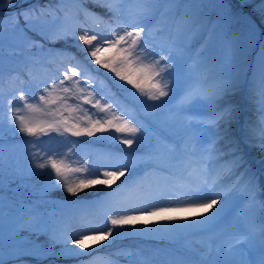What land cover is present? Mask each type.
<instances>
[{"label": "snow or ice", "instance_id": "6c2138e0", "mask_svg": "<svg viewBox=\"0 0 264 264\" xmlns=\"http://www.w3.org/2000/svg\"><path fill=\"white\" fill-rule=\"evenodd\" d=\"M7 2L14 5L15 0ZM84 2L57 0L61 6H75V10L71 7H34L9 19L13 31H22L20 17H23L24 27L29 31H36L45 24H54L53 42L62 40L82 49L87 54V60L110 70L119 80L135 88L139 93L136 98L152 114H159L167 103L162 98H171L170 94L177 91L182 94L174 114L161 121L160 127L153 132L156 146L143 155L110 154V163L95 167H89L87 163L75 166L68 159V153L76 147L73 144L63 155L56 152L43 156L33 154L35 169H50V179L54 173L51 186L63 187L73 196L96 185L110 186L120 177H125V180L118 185V190L143 191L150 186L153 175L145 169L154 167L161 152L165 151L170 160H176L190 169L189 175L194 178L195 187L186 185L187 191L181 193L185 199L176 197L173 200L172 191L154 188L134 198L106 202L111 203L108 211L112 215L105 213L99 227H85L71 235L66 230L52 227L41 216H21L6 234L5 208H10L11 204L6 205L4 197L0 195V264H6V254L15 260H22L24 255L35 258L53 253L55 245L62 246L61 256H72L80 250L90 254L99 251L97 245L104 247V241L111 243L122 233L154 231L136 229L134 226L137 222L155 223L157 230L213 232L230 215L231 223L223 230L227 236L224 244L217 246L214 240L209 239L202 242L206 251L200 252L197 258H180L173 264H264V184L251 169L240 142L230 131L231 125L239 120V108L230 97L239 90L240 73L233 74L230 69L234 56H227L220 71L213 74L211 87H206L207 76L201 71L202 62L199 59L202 52L197 53L196 58L191 55L189 34L197 42L202 38V30L194 28L192 18L200 7V0H92L106 9L108 19L84 8ZM3 4L4 0H0V6ZM221 6L227 8L226 4ZM3 25L4 18L0 17V144L7 135H15L17 131L38 139L52 132L60 136L70 133L77 137H92L97 132H109L110 129L120 133V142L130 148L134 141H142L147 129L142 132L143 125L138 127L140 121L135 117L126 118L131 113L121 115L119 112L124 110L119 106L114 108L112 103L103 102L104 95L96 98L97 92L89 88L94 78L88 68L77 60L75 54L64 49L49 51L43 58L49 67L57 65L58 76L42 81L32 78L38 99L26 92L31 85L17 74L10 76L9 80L13 85L18 82L19 87L13 89L15 94L9 93L5 102L2 86ZM188 60H193V63L188 64ZM258 66L261 80L259 95L264 110V48L258 57ZM60 68H63L62 72ZM40 84L45 86L40 88ZM143 97L147 101L160 103L149 105L141 99ZM17 101L20 102L19 106ZM85 105H91L93 110L90 111ZM197 106L203 109L199 117L184 115ZM5 109L10 127L5 126ZM177 124L186 136L183 151L179 150V146L169 148L164 142V131ZM209 134L210 145L199 148L200 158L197 160L196 146L208 143ZM259 139L261 143L258 146L264 151V127L260 130ZM28 143L32 144V141ZM149 143H152L151 138ZM261 163L264 164V161ZM3 172V164L0 163V190L4 186ZM27 172L35 174L31 166ZM24 174L22 170L17 175L22 179ZM218 203L221 206L215 207L211 215L200 213L203 217L201 220L173 215L187 208L213 209ZM257 210L259 230L242 226L255 219ZM178 219L188 222L179 225L159 223ZM179 235L182 237L183 233ZM40 236H46L51 247L45 248L39 242ZM69 244L76 247H69ZM256 247L259 248V259L252 258V251ZM117 255L131 256L132 253L121 250ZM107 264H114L112 257L107 258Z\"/></svg>", "mask_w": 264, "mask_h": 264}, {"label": "rangeland", "instance_id": "374dc122", "mask_svg": "<svg viewBox=\"0 0 264 264\" xmlns=\"http://www.w3.org/2000/svg\"><path fill=\"white\" fill-rule=\"evenodd\" d=\"M6 2L7 0H4V3ZM225 4L227 8L221 6ZM48 6L52 8L71 7L75 10V6H61L57 3V0H34L30 4L23 5L16 10L0 14V17L4 18L2 86L5 92V102L9 93L15 94L13 89L19 87L18 82L13 85L9 80L10 76L17 74L21 80L28 81L31 85L30 88L26 89V92L38 99L32 78L35 77L36 80L42 81L48 77L58 76L60 73L57 72V65L54 64L49 67L47 61L43 58L49 51L64 49L75 54L77 60L88 68L94 78L89 88L97 92L96 98L104 95L105 100L103 102L112 103L114 108L119 106V109L124 110L119 112L121 115L126 112L131 113V116L126 118L135 117L140 121L137 126L141 127L143 125L142 132H144V129H147V132L143 135L142 141L140 143L134 141L131 148L120 142L119 137L121 134L115 133L114 129H110L109 132H97L92 137L86 135L77 137L70 133L60 136L52 132L37 139L18 131L15 135H7V138L0 144V163L3 164L4 169V186L0 190V195L4 197L6 205L11 204L10 208H5L4 227L6 234L21 216H41L49 225L59 230H66L69 235L79 232L85 227H99L104 221L105 213L108 215L113 214L108 211L109 203L106 202L112 199V196L121 193L118 190V185L125 180V177H120L119 180L110 186L96 185L73 196L67 193L63 187L51 186V182L54 180V173L51 174L50 179V169H35L32 155L43 156L45 153L51 154L53 152L63 155L68 153V149L72 148L73 144H76L72 152L68 153V159L75 166L87 163L89 167L110 163V154L143 155L156 146V141L152 134L160 127L161 121L174 114L175 106L182 94L177 91L170 94L171 98H162L167 103L163 105L159 114H152L147 106L141 104L136 98L139 93L136 92L135 88L127 85L125 81L119 80L110 70L87 60V54L82 49L62 40L53 42L54 24H45L36 31H29L24 27L23 17H20L22 31H13L10 17L15 18L16 13L23 12L25 9ZM83 7L108 19L106 9L100 7L97 3H93L92 0H85ZM263 7L264 0H200V7L192 14V18L195 21L194 28L202 30V38L197 42V39L190 33L189 44L192 47L191 55L193 58L197 57V53L202 52L199 57L202 62L201 71L206 74L207 80L209 78L212 79L214 74L212 71H220V66L227 56H234V59H238L243 58L242 55L247 54L244 59L247 60L245 66H242L244 60L242 62L239 61L234 64L237 66H232L230 70L233 74L236 72L240 73V85L246 83V79L254 81L255 84H261L258 57L262 48H264V29L256 24L254 16L262 11ZM210 36L211 40L209 41ZM234 41L235 43H233ZM192 63L193 60H188V64ZM62 71L63 68H60V72ZM83 83L82 81V85ZM121 85H126V87H121ZM44 86V84H40V88ZM236 92V96L240 98L242 89L239 88ZM133 93H136V96H133ZM257 96L259 97V94ZM141 99L147 101L146 97ZM72 102L75 103L76 101ZM252 102L253 99L240 98L236 104L239 108V120L232 124L230 130L235 131V137L237 138L238 134L236 133L241 130L244 131L243 143L248 151L244 150L248 154L250 153L247 157V162L251 169L260 177L261 183L264 184V175H261V173H264V164L261 163V161H264V154L258 156L255 153L256 149L261 150L258 146L259 144H257V142L261 143V140L259 139V134H253L249 126L250 123L253 126H262L264 110H262L260 99L258 102L260 107L253 106L254 112H257L255 114L259 115V118H257L258 116L249 117L250 113L246 114V112H250L252 109ZM16 103L18 106L20 105L19 101ZM159 103V101H147L149 105ZM245 104L250 105V109L246 108L244 110L243 106ZM85 107L90 111L93 110L91 105H85ZM202 113L203 109L197 106L184 115L199 117ZM261 114L262 116H260ZM176 115L180 114L177 113ZM235 124L236 126H234ZM5 126L10 127L7 122L6 109ZM137 135L140 136L141 133H137ZM163 135L165 138H170L174 142V146H179L181 151L185 149L186 136L179 124L165 130ZM241 137L239 136V138ZM150 138L152 139L151 144L149 143ZM28 141H32V144H29ZM208 143L196 146L197 150L205 147ZM173 162L177 163L178 161L170 160L167 152L162 151L160 158L155 162V166L145 169V171L152 173L156 167L168 166V164H173ZM30 166L35 174L27 172ZM22 170L25 174L21 179L17 174ZM140 175H143V173H140ZM84 205H87V207H84ZM184 212L185 210L181 211V213ZM231 220V215L225 217L213 232L206 233H197L191 230H179L167 236L122 233L114 240L109 238L111 243L104 241V247L97 245L96 247L99 248V251H92L90 254L85 253V250H80L72 256H61L60 250L62 246L55 245L53 253L44 256L34 258L24 255L22 260H15L6 254L4 258L6 264H37L34 263V260L41 262V264H107L108 257H112L114 264H143L145 261L148 264H173V261L180 258H197L200 252L206 251L202 242L209 239L214 240L217 246L224 244L227 239L226 234H221L220 236L216 230H221L223 225L225 223L230 224ZM176 221L178 220L160 222L161 224H175ZM229 224L224 226L223 230ZM242 226L254 227L258 231L260 226L259 211H256L254 220L248 225ZM181 232L183 233L182 237L179 235ZM22 234L26 235L27 233ZM39 242L45 248L51 247L46 236H40ZM69 247L76 246L69 244ZM121 250L131 252L132 255H117ZM258 256L259 248L256 247L252 251V258H258Z\"/></svg>", "mask_w": 264, "mask_h": 264}, {"label": "bare ground", "instance_id": "6f19581e", "mask_svg": "<svg viewBox=\"0 0 264 264\" xmlns=\"http://www.w3.org/2000/svg\"><path fill=\"white\" fill-rule=\"evenodd\" d=\"M5 4H8V2H6ZM254 17H255L256 24L259 27H261L262 29H264V7H263V10L260 11ZM246 55L245 54L242 55L243 56V58H242L243 60L246 58ZM246 61L247 60H244V64L246 63ZM209 80H211V79H209ZM245 82H247V83L242 84L239 87L240 89H242V95H241L240 98L242 99V97H245V98L253 99L252 109H251L252 111L251 110H250V112L247 111L246 114L250 113L249 117L258 116L257 118H259V115L255 114L257 112L256 111L254 112L253 106L260 107V105H258V102L260 101L261 98H260V95H259V97L257 95L260 93L261 84H255L254 81L247 80V79H246ZM212 83H213V81H208L206 83V87H211ZM236 94H237V92L234 93L230 97L231 101L235 105L240 100V98L237 97ZM246 108L250 109V105L245 104L243 106V109L245 110ZM260 116H262V114ZM262 118H264V116ZM263 121H264V119H263ZM234 126H236V124ZM249 126L251 127L250 130H252L251 132L253 134H259L261 128L264 127V125H262V126H253L251 123L249 124ZM231 127H232V125H231ZM230 131H231L232 135L234 136V138L237 139V137H235V135H234L235 134V131L234 132L232 130H230ZM255 142H257V141H255ZM165 143L166 144L169 143L168 140H165ZM257 144H260V142H257ZM169 147H173L174 148V146L172 144H170ZM255 153L258 156H262L264 154V151H262L260 149H256L255 150ZM199 158H200V156L197 155L196 156V159L199 160ZM189 171H190V169H189ZM188 176L191 177V178H193L192 176L189 175V172H188ZM187 183H188V181L187 180H184V179L179 180V181L176 180V182H173V183L172 182H169L167 180H164V186H165V188L167 190H170V191L173 192V196L171 197V199H173V200H175L176 197H180V199H185V197L181 195V193L182 192H185V191H183L179 186L181 185L182 187H184V185L187 184ZM154 188H161V187H159V184L157 182L156 183L153 182V183H150V186H146L143 191L130 192L127 189H125L123 191H125L124 193L126 195H128V196H126L125 194H122V195H114V196H112L113 197L112 199H109L108 200V202H112V201L119 202V201L124 200L125 198H134L136 196L145 194V193L151 191ZM189 195H191V193ZM110 206H111V203H109L108 208ZM220 206H221L220 203H218L216 206L213 207V209H206V208H187V209H185V212L184 213L178 212V213H174V215L179 216V217H187V218H190L191 220H201V219H203V217L199 215L200 213H205L207 215H211V213L213 211H215V207H220ZM187 222H188L187 220L178 219V221H176V223L173 224V225L185 224ZM159 223L161 224L160 221H159ZM134 227L136 229H145V228L146 229H152L154 231H152L151 233H144V234H151L153 236H167V235L173 234V233H175V232H177L179 230H183V229H158L157 230V224H155V223L143 224L141 222H137Z\"/></svg>", "mask_w": 264, "mask_h": 264}, {"label": "water", "instance_id": "95a60500", "mask_svg": "<svg viewBox=\"0 0 264 264\" xmlns=\"http://www.w3.org/2000/svg\"><path fill=\"white\" fill-rule=\"evenodd\" d=\"M32 1L33 0H17V2L13 6L7 7L5 9H8V10L15 9V8H18V7L22 6V5L29 4ZM34 263L40 264L37 261H34Z\"/></svg>", "mask_w": 264, "mask_h": 264}]
</instances>
